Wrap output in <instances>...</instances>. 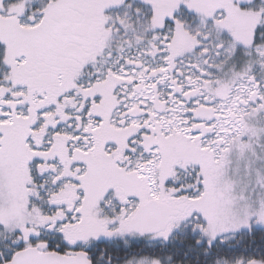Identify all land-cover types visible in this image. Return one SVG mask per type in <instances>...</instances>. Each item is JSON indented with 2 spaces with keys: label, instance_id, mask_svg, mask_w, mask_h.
<instances>
[{
  "label": "snow or ice",
  "instance_id": "obj_1",
  "mask_svg": "<svg viewBox=\"0 0 264 264\" xmlns=\"http://www.w3.org/2000/svg\"><path fill=\"white\" fill-rule=\"evenodd\" d=\"M0 264H264V0H0Z\"/></svg>",
  "mask_w": 264,
  "mask_h": 264
}]
</instances>
